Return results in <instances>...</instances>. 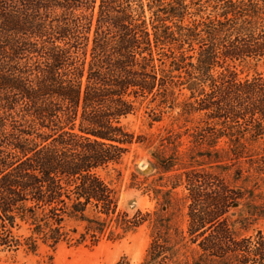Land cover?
Wrapping results in <instances>:
<instances>
[{"label":"trees","instance_id":"trees-1","mask_svg":"<svg viewBox=\"0 0 264 264\" xmlns=\"http://www.w3.org/2000/svg\"><path fill=\"white\" fill-rule=\"evenodd\" d=\"M252 60H264V0H0V247L21 223L39 233V208L60 228L88 220L91 203L105 206L95 168L131 142L122 118L141 99L204 111L195 132L262 134L264 75L241 79L233 69ZM212 135L198 141L215 146ZM231 142L227 154L241 155ZM257 162L264 170V155ZM220 191L213 209L193 215L195 227L232 219L246 193ZM227 222L187 264H264V233L238 240ZM157 254L153 244L149 263Z\"/></svg>","mask_w":264,"mask_h":264},{"label":"rangeland","instance_id":"rangeland-1","mask_svg":"<svg viewBox=\"0 0 264 264\" xmlns=\"http://www.w3.org/2000/svg\"><path fill=\"white\" fill-rule=\"evenodd\" d=\"M233 69L241 79L264 75V60L237 62ZM183 93L188 96L189 90ZM203 114H183L177 102L141 99L136 110L122 118L131 142L115 153L114 160L95 168L109 192L105 206L91 203L88 220L67 218L60 228L52 212L43 215L39 208V233L32 234L29 225L21 223L12 233V245L0 247V264H187L199 258L200 242L225 218L227 229L231 226L227 236L240 240L264 233V170L257 162L264 155V132L256 137L251 132H195ZM50 133V140L60 138L61 132ZM214 133L215 146L208 143L213 137L198 141L201 134ZM231 135L241 155L227 154L233 148ZM143 162L146 166L141 167ZM149 162L155 169L145 173ZM222 187L246 193L232 209V219L225 213L200 230L193 225V215L213 209L216 197L222 196V190H215ZM57 236L60 240L54 243ZM226 240L220 246L227 247ZM153 244L158 258L149 263Z\"/></svg>","mask_w":264,"mask_h":264},{"label":"water","instance_id":"water-1","mask_svg":"<svg viewBox=\"0 0 264 264\" xmlns=\"http://www.w3.org/2000/svg\"><path fill=\"white\" fill-rule=\"evenodd\" d=\"M144 166H146V163L145 162H143L142 164H141V167H144ZM155 169V165L153 164V163H151V162H149L148 163V166H147V168L145 169V173H148V172H150V171H153Z\"/></svg>","mask_w":264,"mask_h":264}]
</instances>
